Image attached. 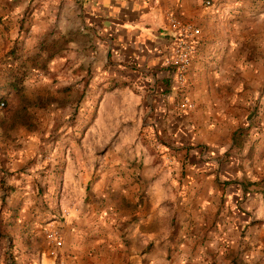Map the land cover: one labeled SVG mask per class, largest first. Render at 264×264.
Listing matches in <instances>:
<instances>
[{"label": "crops", "instance_id": "1", "mask_svg": "<svg viewBox=\"0 0 264 264\" xmlns=\"http://www.w3.org/2000/svg\"><path fill=\"white\" fill-rule=\"evenodd\" d=\"M171 16L198 29L182 86ZM13 98L74 115L0 128L7 264H264V0H0V119Z\"/></svg>", "mask_w": 264, "mask_h": 264}, {"label": "rangeland", "instance_id": "2", "mask_svg": "<svg viewBox=\"0 0 264 264\" xmlns=\"http://www.w3.org/2000/svg\"><path fill=\"white\" fill-rule=\"evenodd\" d=\"M76 98L78 96H75ZM18 98H13L12 101L10 102L13 110L11 112H8V118L9 119H0V128L2 131H9V132H38V133H44L45 131H48V137H54V135L59 134L61 132L66 131L68 126H73L72 122L73 119L70 115H74L73 111L70 110L69 113V117L68 119H63L64 121V125L62 124H58L55 120H60V119H52L53 123L50 127H48L47 124H45V122L47 121L46 119V107H45V103L40 102L39 100H31L29 102L26 103L27 108L30 109V111L32 112L31 114H29L27 111H25L24 113L22 111H20V109L18 108ZM72 101L69 100V102ZM75 103V102H74ZM1 108V107H0ZM42 110V111H41ZM27 113V114H26ZM93 116V112L91 113ZM1 116H4L1 114ZM57 123V125H56ZM87 124L85 122H82L78 127H76V129L74 130V132L76 133L75 137L77 138L79 135L82 134L83 130L85 129V126ZM73 132V131H72ZM142 138H141V142L143 144V146L147 147L148 149H154L156 147V145L152 142V140L146 138V134L144 133H140ZM54 140L52 139L51 142H53ZM75 141V140H74ZM66 142V141H65ZM63 146V145H62ZM63 150V147L61 148ZM35 158L33 157L31 161H33ZM58 167L57 169H59L61 167V162H57L56 164ZM39 191L42 190V188L38 189ZM60 194L61 191L59 189V186H57L56 184L51 188V194L50 196V203L47 206V209L51 211L55 210V205H57L58 201L60 200ZM3 204L0 203V212L3 210ZM2 227H3V223H2V219H1V215H0V259H2L5 264L7 261V258L5 257V251L3 249H5V239L4 236L2 234Z\"/></svg>", "mask_w": 264, "mask_h": 264}, {"label": "built area", "instance_id": "3", "mask_svg": "<svg viewBox=\"0 0 264 264\" xmlns=\"http://www.w3.org/2000/svg\"><path fill=\"white\" fill-rule=\"evenodd\" d=\"M205 2V5H208ZM168 30L171 33V46L166 57L163 60V66L167 70L169 78L178 86L184 84V74L189 66L190 60L196 50V36L198 29L190 23H184L176 17L169 18ZM3 104L0 103V107ZM179 106L182 109L188 108L189 101L186 98H180ZM45 238L52 243L53 247L61 245L60 234L56 230H49L45 233Z\"/></svg>", "mask_w": 264, "mask_h": 264}]
</instances>
